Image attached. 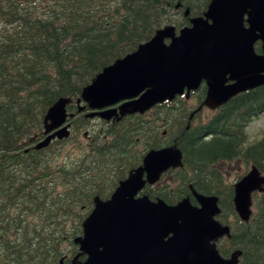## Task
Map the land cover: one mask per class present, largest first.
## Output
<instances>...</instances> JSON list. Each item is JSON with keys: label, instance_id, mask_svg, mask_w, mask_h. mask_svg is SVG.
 <instances>
[{"label": "trees", "instance_id": "trees-1", "mask_svg": "<svg viewBox=\"0 0 264 264\" xmlns=\"http://www.w3.org/2000/svg\"><path fill=\"white\" fill-rule=\"evenodd\" d=\"M211 1L0 0V264H60L94 197L109 198L150 149L175 143L184 166L143 193L170 204L188 196L196 203L192 188L218 195V218L231 226V237L218 243L221 254L241 251L238 264H264V191L253 193L254 212L241 220L234 183L221 165L241 160L246 170L237 180L252 165L264 174V135L251 142L247 130L264 113V86L235 95L205 118L196 111L205 84L190 98L179 95L119 121L90 116L85 103L79 112L77 104L105 67L164 25L177 31L190 25ZM255 48L262 52L260 42ZM62 97L72 99V134L36 150L30 144L46 136L45 115Z\"/></svg>", "mask_w": 264, "mask_h": 264}, {"label": "water", "instance_id": "water-1", "mask_svg": "<svg viewBox=\"0 0 264 264\" xmlns=\"http://www.w3.org/2000/svg\"><path fill=\"white\" fill-rule=\"evenodd\" d=\"M190 20L179 32L175 25H164L137 50L105 67L83 89L79 112L87 105L90 116L121 119L178 95L189 98L202 83L207 93L197 111L204 106L216 109L241 92L264 86V0H212L203 15ZM258 41L261 53L255 49ZM71 102L62 97L48 109L46 137L35 149L71 135ZM182 166L177 143L150 149L110 198L96 196L93 211L82 223L83 234L75 239L87 258L80 260L78 254L71 264H238L241 251L224 257L217 246L224 236L231 237V226L217 218L222 211L218 195L192 188L198 204L189 196L170 204L140 195L147 184ZM263 191L264 174L252 165L234 185L241 220H250L253 193Z\"/></svg>", "mask_w": 264, "mask_h": 264}, {"label": "rangeland", "instance_id": "rangeland-1", "mask_svg": "<svg viewBox=\"0 0 264 264\" xmlns=\"http://www.w3.org/2000/svg\"><path fill=\"white\" fill-rule=\"evenodd\" d=\"M212 114L211 111L205 110L203 111V117L210 116ZM248 132L250 135V141H254L255 139H259L264 135V113L255 118L248 127ZM83 137V136H82ZM71 147L69 152L75 153L73 151V145L71 143L68 144ZM226 175V180L230 183H235L237 181L238 174L243 173L246 170L245 165L241 160H233L229 162H224L221 164ZM250 169V168H249Z\"/></svg>", "mask_w": 264, "mask_h": 264}, {"label": "flooded vegetation", "instance_id": "flooded-vegetation-1", "mask_svg": "<svg viewBox=\"0 0 264 264\" xmlns=\"http://www.w3.org/2000/svg\"><path fill=\"white\" fill-rule=\"evenodd\" d=\"M190 25H191V20H190ZM188 26V25H187ZM258 42H260V41H258ZM261 43V42H260ZM256 49V48H255ZM261 53V52H260ZM202 84H205V83H202ZM206 85V84H205ZM206 93H207V91H206ZM205 97H206V95H205ZM190 98V97H189ZM204 100H205V98H204ZM203 100V101H204ZM202 104H203V102H202ZM115 107H118V105H116ZM219 108V107H218ZM217 109V108H216ZM202 111H205V110H208V111H211V112H213V111H215V109H209L208 107H206V106H204L202 109H201ZM124 117H126V116H124ZM124 117H122V118H124ZM100 119V118H99ZM103 120H105V119H103ZM114 120H116V121H119V120H121V119H118L117 117H113L111 120H107V121H114ZM83 137H87L88 138V136H83ZM34 145V143H31L30 144V146H33ZM154 187H157L158 185L157 184H155V185H153ZM219 203H220V199H219ZM195 204H198L197 202L195 203ZM221 206V205H220ZM83 234V229H82V233L81 234H79V235H77V236H81ZM222 240V239H221ZM74 242V241H73ZM74 244H75V246H69L68 247V252H67V254L65 255V256H63L64 258H63V261H61L60 262V264L62 263V264H71L72 263V259L76 256V255H78L79 254V259L80 260H85L86 258H87V255L86 254H82V253H79L80 252V249H79V245H77L75 242H74Z\"/></svg>", "mask_w": 264, "mask_h": 264}]
</instances>
